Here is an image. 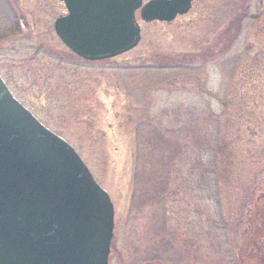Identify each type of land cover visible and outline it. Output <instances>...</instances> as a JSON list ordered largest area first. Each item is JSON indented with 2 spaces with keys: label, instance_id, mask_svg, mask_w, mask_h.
<instances>
[{
  "label": "rangeland",
  "instance_id": "obj_1",
  "mask_svg": "<svg viewBox=\"0 0 264 264\" xmlns=\"http://www.w3.org/2000/svg\"><path fill=\"white\" fill-rule=\"evenodd\" d=\"M148 0H144L146 2ZM59 0H0V74L114 206L109 264H264V0H197L88 61Z\"/></svg>",
  "mask_w": 264,
  "mask_h": 264
},
{
  "label": "water",
  "instance_id": "obj_2",
  "mask_svg": "<svg viewBox=\"0 0 264 264\" xmlns=\"http://www.w3.org/2000/svg\"><path fill=\"white\" fill-rule=\"evenodd\" d=\"M55 22L78 56L136 47L146 22H170L191 0H62ZM114 206L76 150L44 126L0 76V264H109Z\"/></svg>",
  "mask_w": 264,
  "mask_h": 264
},
{
  "label": "flooded vegetation",
  "instance_id": "obj_3",
  "mask_svg": "<svg viewBox=\"0 0 264 264\" xmlns=\"http://www.w3.org/2000/svg\"><path fill=\"white\" fill-rule=\"evenodd\" d=\"M196 1L197 0H191V7H190V10L188 11V13H190V12H192L193 10H194V8H195V5H196ZM63 5H64V3H63ZM67 15V9H66V7H65V12L62 14V15H60L59 17H61V16H66ZM179 16H177V18H178ZM176 18V19H177Z\"/></svg>",
  "mask_w": 264,
  "mask_h": 264
}]
</instances>
